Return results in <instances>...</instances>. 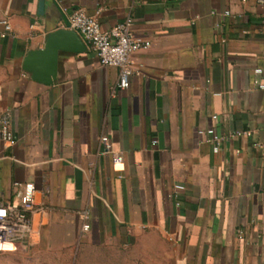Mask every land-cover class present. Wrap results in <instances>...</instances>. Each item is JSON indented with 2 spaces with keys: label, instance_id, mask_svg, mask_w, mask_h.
Returning a JSON list of instances; mask_svg holds the SVG:
<instances>
[{
  "label": "crops",
  "instance_id": "0c3cea01",
  "mask_svg": "<svg viewBox=\"0 0 264 264\" xmlns=\"http://www.w3.org/2000/svg\"><path fill=\"white\" fill-rule=\"evenodd\" d=\"M75 8L104 30L130 18L150 42L133 54L126 89L86 45L59 54L52 84L31 79L25 58ZM256 82L264 6L252 0H0V115L9 109L13 134L0 141V202L16 200L15 182L36 187L32 233L0 255L7 264H264ZM200 129L222 137L217 153Z\"/></svg>",
  "mask_w": 264,
  "mask_h": 264
},
{
  "label": "built area",
  "instance_id": "2783aa9c",
  "mask_svg": "<svg viewBox=\"0 0 264 264\" xmlns=\"http://www.w3.org/2000/svg\"><path fill=\"white\" fill-rule=\"evenodd\" d=\"M246 2L247 0H241ZM255 5L264 6V0H252ZM225 11V14H228ZM4 36L10 31V25L3 20ZM66 29L78 33L88 49L93 51L101 66H111L118 69L117 89H126L129 86V78L134 71L133 54L136 51L150 46L148 40L137 37L133 31V23L130 18L116 23L109 29H101L95 15L88 14L83 8H75L67 13ZM255 73H261L262 69H254ZM259 89L264 90V83L256 82ZM215 118V115H213ZM198 134L206 136L205 141L212 145L214 153L219 151L222 137L214 133L212 129H200ZM0 141L13 142L11 131V114L9 109L2 111L0 115ZM101 141L105 145V151L110 153L113 163L122 160L119 153L112 151L107 137L102 136ZM16 200L12 202H0V246L5 243H24L33 231L32 213L35 209L36 187L32 182L14 183ZM184 187L175 184L174 190L178 192ZM83 216L86 218L87 214ZM88 223L82 224V229H88Z\"/></svg>",
  "mask_w": 264,
  "mask_h": 264
},
{
  "label": "water",
  "instance_id": "95a60500",
  "mask_svg": "<svg viewBox=\"0 0 264 264\" xmlns=\"http://www.w3.org/2000/svg\"><path fill=\"white\" fill-rule=\"evenodd\" d=\"M85 44L77 32L58 28L52 31L43 48L31 51L25 58L31 71V79L52 84L55 78L58 56L61 52H82Z\"/></svg>",
  "mask_w": 264,
  "mask_h": 264
},
{
  "label": "rangeland",
  "instance_id": "374dc122",
  "mask_svg": "<svg viewBox=\"0 0 264 264\" xmlns=\"http://www.w3.org/2000/svg\"><path fill=\"white\" fill-rule=\"evenodd\" d=\"M141 244L150 245L152 243H150L148 240H144ZM146 256L149 257V255H146ZM7 263H9V259H7L4 255H0V264H7Z\"/></svg>",
  "mask_w": 264,
  "mask_h": 264
}]
</instances>
